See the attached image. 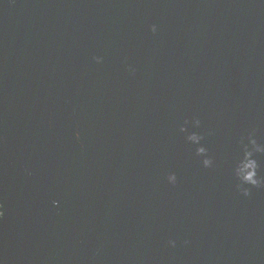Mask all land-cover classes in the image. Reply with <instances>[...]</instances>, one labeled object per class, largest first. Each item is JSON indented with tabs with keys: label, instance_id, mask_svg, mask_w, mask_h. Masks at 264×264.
I'll use <instances>...</instances> for the list:
<instances>
[{
	"label": "water",
	"instance_id": "95a60500",
	"mask_svg": "<svg viewBox=\"0 0 264 264\" xmlns=\"http://www.w3.org/2000/svg\"><path fill=\"white\" fill-rule=\"evenodd\" d=\"M249 135L264 0H0V264H264Z\"/></svg>",
	"mask_w": 264,
	"mask_h": 264
},
{
	"label": "clouds",
	"instance_id": "9594fccd",
	"mask_svg": "<svg viewBox=\"0 0 264 264\" xmlns=\"http://www.w3.org/2000/svg\"><path fill=\"white\" fill-rule=\"evenodd\" d=\"M153 31H156V26H153ZM99 62V60H98ZM197 124H199V121H196ZM189 140H191L193 143H199L201 137L192 134L188 137ZM250 146V147H249ZM206 152V149L203 147L198 149L199 154H204ZM264 153V143H258L256 139H253L251 135L248 137V143L243 144V159H241L235 169L236 176L240 179L242 185H251L256 186L260 183V181L257 178V169L258 164L255 159L252 158L253 153ZM212 164V161L209 159L204 160L205 167H210ZM169 180L171 182H175L176 176L173 174L169 177ZM242 194L244 196L250 195V192L247 188L243 189ZM3 215V212L0 211V216ZM171 245L174 247L175 242H170Z\"/></svg>",
	"mask_w": 264,
	"mask_h": 264
}]
</instances>
